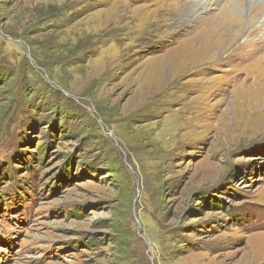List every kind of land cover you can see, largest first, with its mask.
I'll list each match as a JSON object with an SVG mask.
<instances>
[{
    "label": "rangeland",
    "instance_id": "374dc122",
    "mask_svg": "<svg viewBox=\"0 0 264 264\" xmlns=\"http://www.w3.org/2000/svg\"><path fill=\"white\" fill-rule=\"evenodd\" d=\"M185 1L0 0V264L264 251L263 34L180 30Z\"/></svg>",
    "mask_w": 264,
    "mask_h": 264
},
{
    "label": "bare ground",
    "instance_id": "6f19581e",
    "mask_svg": "<svg viewBox=\"0 0 264 264\" xmlns=\"http://www.w3.org/2000/svg\"><path fill=\"white\" fill-rule=\"evenodd\" d=\"M231 1L233 2L231 9H229L230 7L228 9H225V10L221 9V12L217 15V17H215V18L210 17L209 20L207 18L209 16V14L212 13L214 10H217L219 8L220 4L222 2H224V0H186L185 3L181 2L180 4H177V8L168 9L166 11H167V14H169V15L172 14V19H174V25L179 29L180 28H187L186 30H188L189 28L196 27V25L198 23H200V22L203 23V21H206L209 25V28H218L217 31L215 32V35H217V32L220 30L219 28H226V27L227 28H234L236 26L238 28H242L243 31L246 30V28H250V31H252V27L254 25V27L258 28V31H260V33L263 34V39H264V20L263 21L261 20V22L259 20L260 15H263L262 19H264V12H258V10H257V6H260L258 4L260 0H256L255 3H252L251 0H231ZM214 22L217 23V25H215ZM207 23H206V26H207ZM163 25H165V24H163ZM156 26H158V25H156ZM187 42H190V41L189 40L184 41L185 44ZM215 47L216 46L214 45V42L213 43L211 42L210 48L208 47L207 42H202L200 44L198 42L188 44L187 48H188V50H190V53L194 54L193 55L194 60L192 59L193 62L191 60L189 66L186 68L185 71L186 72L194 71L195 68L204 66V67H202V69H200V70H203V68L206 67L205 65H209L213 61L212 58L214 56L212 54L210 55V51H211V49H213ZM204 48H206V49H204ZM208 49H210V50H208ZM217 61H219V59L216 60V62ZM261 75L262 76H260V77L256 76L255 80H254V81L259 82L258 87L263 86V84H264L263 83L264 75L263 74H261ZM257 82H256V84H257ZM246 257L250 258L251 256L248 254ZM262 257H264V251L259 252L257 250L252 254V258L249 261H247L245 264H258V262H257L258 259L262 258ZM262 264H264V260H263Z\"/></svg>",
    "mask_w": 264,
    "mask_h": 264
}]
</instances>
